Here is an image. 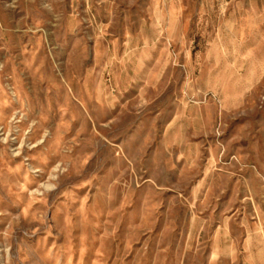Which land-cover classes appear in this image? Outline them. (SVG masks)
<instances>
[{
  "label": "rangeland",
  "instance_id": "rangeland-1",
  "mask_svg": "<svg viewBox=\"0 0 264 264\" xmlns=\"http://www.w3.org/2000/svg\"><path fill=\"white\" fill-rule=\"evenodd\" d=\"M0 264H264V0H0Z\"/></svg>",
  "mask_w": 264,
  "mask_h": 264
}]
</instances>
